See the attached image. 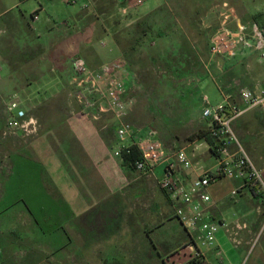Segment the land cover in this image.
Segmentation results:
<instances>
[{
    "label": "rangeland",
    "instance_id": "1",
    "mask_svg": "<svg viewBox=\"0 0 264 264\" xmlns=\"http://www.w3.org/2000/svg\"><path fill=\"white\" fill-rule=\"evenodd\" d=\"M57 1L58 12H75L79 23L59 24V19L53 17L56 30L46 35L44 27H40L51 15L45 7L46 0H26L4 14L18 0H0V263L22 264L26 253L35 251L40 255L38 264H101L103 255L83 259V248L94 247L96 241L100 245L96 249L106 255L115 245V255H110L120 257L125 264L153 263L147 259L156 256L147 245L145 232L158 243L170 235L168 225L181 229L175 220L157 229L173 213L170 203L164 200L152 178L128 170L121 159L109 164L110 174L116 173L125 181L120 192L110 195L106 188L105 192L101 190L102 181L96 180L92 164L75 139L77 127H91L109 154L115 143L114 123L108 114L95 122L72 117L80 107L69 86V61L79 56L91 64L87 61L92 56L90 45L101 44L98 39L103 38L104 27L111 31L112 38L116 32L124 39L136 40V57L145 64L139 70L127 68V94L133 104L124 120L134 127L155 129L163 145L171 149L186 147L201 125L197 109L203 104L202 97L187 94L184 89L195 74L211 69L193 65L187 70L165 63L166 45H150L154 26L166 18L162 13H152L144 27L134 30L141 18L132 22V14L141 6H135L132 0L117 4L115 0H92L85 6ZM39 3L44 11L40 20L33 23L30 16L35 12L31 10L38 8ZM20 13L26 20L20 19ZM142 28L147 33L144 36L139 35ZM211 87L213 95L206 90L200 95L207 94L210 106H214L221 99ZM12 96L20 100L25 120L35 122V133L26 136L21 129L7 128L5 104ZM235 131L241 140L250 138L255 152L264 149V115L260 112L241 117ZM246 150L250 153L247 147ZM44 153L47 154L42 156ZM199 158L202 159L196 158V162L204 167L214 164L213 159L202 162L206 157ZM65 174L71 177L66 179ZM55 175L63 179H55ZM155 176H161L160 169ZM87 190L96 200L95 208L103 209L100 225L95 224L97 219H91L93 209L72 212L83 202ZM89 216L99 232L93 237V245L83 237V222ZM138 247L141 254L135 252ZM165 248L167 243L159 245L162 253Z\"/></svg>",
    "mask_w": 264,
    "mask_h": 264
},
{
    "label": "crops",
    "instance_id": "2",
    "mask_svg": "<svg viewBox=\"0 0 264 264\" xmlns=\"http://www.w3.org/2000/svg\"><path fill=\"white\" fill-rule=\"evenodd\" d=\"M25 1L26 0H18L16 4L5 9L2 14L7 11H13L15 5ZM91 1L92 0H75V2H72V0H61V2L66 5L81 3L83 6H85V4H90ZM123 1L128 0H115L116 4L122 3ZM45 4H47L45 7L49 10L51 15L47 16L48 19L45 22L40 23V27H44L46 35H50L56 30L53 27V17L59 19V24L68 21L76 25L79 23L75 12L66 10L58 12V10H60L59 1L46 0ZM43 11L44 8L42 4L39 3L38 8L31 10V13L35 12L36 16L34 21L30 17V21L33 23L38 22ZM122 12L124 13L125 11L122 10ZM152 13H162L163 16H166L161 25L154 26L155 28L150 38V45L154 46L160 43L166 45L165 51H167V54L164 58L165 63L169 62L171 66L179 65L192 67L194 65L205 69H211V72L207 70L206 72L203 71L201 74H195L194 77L186 83L184 91L187 92V94L196 93L200 99L201 97H205L208 101L207 94L202 96L200 93L206 90L210 95H213V91H211V85H213V90L221 99L219 102H221L223 96H225L230 102L238 103V89L243 88L249 90L253 94H258L261 87L264 86V61H260L257 54L248 51L241 56L228 59L220 56H212L209 54L208 50L209 38L223 19L227 21V27L229 29H235L241 25L248 26L252 23L258 25L264 24V0H145L143 6H141L136 13L132 14V22L144 16L149 15L150 17ZM20 19H25L22 13H20ZM110 32V30L104 27L103 38L98 39L101 41V44L93 43L90 45L92 56L87 61L91 64H88L84 58H81L84 59L89 67H94L95 64L97 67L102 64L112 65L121 74L123 73L125 75L124 82L128 88V70ZM102 39L105 41L102 42ZM70 61L69 66L71 69ZM203 107L204 105L201 104L197 109L200 116V124H204L201 119ZM258 112L260 111L252 110L244 115L249 117L258 114ZM78 115L79 112L78 114H73L72 117L86 119ZM87 120L92 121L91 119H86V121ZM238 120L235 121L234 128L238 125ZM84 128L85 129L81 126L77 127L78 134L75 139L83 149L82 154L88 157L90 164H92L90 167L94 169H92V171H94L96 180L102 181L104 189L101 190L105 192L107 189L110 195H115L120 192L125 182L122 176L119 177L116 173L113 175L112 172L110 174V161L117 160L120 162L119 158L113 157L112 155L116 147V142L111 152L107 154L106 147L100 137L97 136L96 133L93 135L91 127L90 129H87V127ZM135 128L142 129L143 127ZM240 141L245 150L246 147L249 149L250 153H248L247 150L246 152L251 159L253 158L252 161L260 170L262 181H264V149L255 152L251 145L252 141L248 137H243ZM46 154L47 153H44L42 156ZM71 154L73 156V152ZM208 159L210 158L207 157L203 162H206ZM64 176H66V179L71 177L66 174ZM186 176L188 179H191L193 175L190 174ZM54 178L63 179V176L59 177L55 175ZM80 179L84 181V178H77V180ZM77 185H82L83 187V183L81 182H78ZM67 186L71 187L69 185ZM233 189H237V194L235 196L230 195ZM207 192L212 201L208 205V213L213 219L225 223L228 232L225 227L219 226L215 234L214 245L202 249L204 257L196 264H264V201L258 196H255L247 188H243L241 182L235 179H219L210 184ZM162 194L164 200L169 203L165 194ZM82 201L81 204L76 202V205L79 204V206L72 212L77 211L85 213L93 209L95 212L92 214L91 219H97L95 221L96 224L99 219L101 220V212L103 209L98 210L95 208L96 200L91 198V190H87V195ZM173 220L178 224L181 231L174 227H169L168 223ZM90 222V216L83 222V237L87 244L93 245V237L99 235V232L98 228H95V225H92ZM99 222L97 225H100ZM166 225H168L167 231L170 235L164 238V242L168 245L164 253L159 249V245L164 246V242L159 241L156 243L150 235L145 232L147 245L151 247V251L155 252L154 255L156 256V258L153 256V259L151 255L147 257V259L153 262L149 264H166L168 261L184 263L187 260L188 252L185 249L187 236L175 219L173 213H171L157 229L159 230L160 227ZM95 244L94 247L88 246L83 248V259H90L95 256L103 255L101 264L111 261L125 264L119 259L120 257L111 256L115 251V245L110 247L111 252L106 255L104 251L96 249L100 246L97 241ZM139 244L140 249L143 248L141 247L142 244ZM140 249L138 247L136 251L135 249L132 251L141 254L139 251ZM131 258L132 261H134L136 258L135 254ZM165 260L168 261L165 262Z\"/></svg>",
    "mask_w": 264,
    "mask_h": 264
},
{
    "label": "built area",
    "instance_id": "3",
    "mask_svg": "<svg viewBox=\"0 0 264 264\" xmlns=\"http://www.w3.org/2000/svg\"><path fill=\"white\" fill-rule=\"evenodd\" d=\"M132 1L135 6H142L145 0ZM2 32L0 30V36ZM208 50L212 56L228 59L249 51L264 61V24L252 23L229 29L227 21L223 19L209 38ZM70 64L69 86L79 104V115L92 121H98L104 114L111 116L116 142L113 157L122 159V151L129 153L130 147L138 151L139 159L133 166L135 172L154 180L187 236L186 262L166 264H196L204 257L202 249L214 245L219 226L225 227L228 232L225 223L213 219L208 213V205L212 202L207 192L210 184L222 178L239 180L243 188L264 201V181L260 170L234 130L235 121L245 113L258 110L264 115V86L258 94L238 89V103L230 102L223 96L221 102L210 106L203 97L201 119L206 126V135L190 141L184 148L171 149L163 145L155 129H136L125 122L133 101L127 94L123 73L110 64L91 68L81 57L72 58ZM5 109L8 129H21L26 136L36 132L35 122L25 120L26 114L17 97H9ZM203 156L213 159L214 164L204 167L196 162V158L202 159L199 157ZM157 169L161 172L159 178L155 176ZM190 174L193 176L188 179L186 175ZM236 194L237 189L230 192L231 196Z\"/></svg>",
    "mask_w": 264,
    "mask_h": 264
},
{
    "label": "trees",
    "instance_id": "4",
    "mask_svg": "<svg viewBox=\"0 0 264 264\" xmlns=\"http://www.w3.org/2000/svg\"><path fill=\"white\" fill-rule=\"evenodd\" d=\"M7 13V12H6ZM1 14V13H0ZM35 14V13H33ZM33 14H31V18L33 16ZM149 15L148 16H144L143 18H141V20L137 21L134 24L133 29L135 30L136 28L138 29L139 27H144L145 24L147 23V21L149 20ZM145 34H147L145 32V30L142 28L141 32H140V36H144ZM124 35H122L121 33H113V41L116 45V47L119 49L122 59L125 62L126 67L131 71V70H139V69H143V66L145 64V61H143L140 57H136V49L138 46V43L136 42V40H131L130 38L128 39H124L123 37ZM141 38V37H140ZM185 67V66H184ZM189 68L191 67H186L187 70H189ZM235 130V128H234ZM206 126L204 124H201L197 127V129L195 130L193 136H192V140H195L197 138L203 137L206 135ZM245 149V148H244ZM139 159V153L138 151L134 148V147H130L129 148V153H125L124 151H122V165L124 167H126L128 170L132 169L134 170V162ZM135 171V170H134ZM40 261V255L39 253H36L35 251H28L23 259L22 264H38ZM2 264H6L3 261H1ZM1 264V263H0ZM104 264H121L117 261H111L109 263H104Z\"/></svg>",
    "mask_w": 264,
    "mask_h": 264
}]
</instances>
